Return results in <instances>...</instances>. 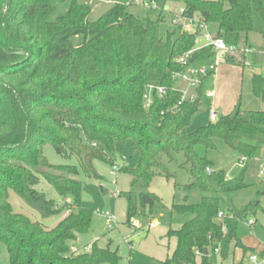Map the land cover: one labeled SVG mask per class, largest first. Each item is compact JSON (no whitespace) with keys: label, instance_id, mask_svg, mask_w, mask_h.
I'll list each match as a JSON object with an SVG mask.
<instances>
[{"label":"trees","instance_id":"1","mask_svg":"<svg viewBox=\"0 0 264 264\" xmlns=\"http://www.w3.org/2000/svg\"><path fill=\"white\" fill-rule=\"evenodd\" d=\"M67 1L68 10L50 21L54 4ZM127 1L114 0L111 8L90 21V8L78 0H0V245L9 264L120 261L109 246L80 245L79 238L91 228V212L81 205L79 171L50 165L43 155L47 145L63 158H76L86 177L100 179L93 162L113 166V159L129 143L137 164L124 170L130 190L119 195L126 202V223L140 216L149 226L166 210L147 191L154 178H172L162 159L183 157L190 181L174 186L184 194L178 201L175 197L168 210L165 238L174 240L175 247L160 264H212L209 250L216 247L221 260L232 257V264H243L255 251L238 238V222L264 214V209L257 199L236 210L232 195L248 186V163L264 158V112L234 108L230 115L188 133L201 108L207 78L193 91V101L178 106L181 93L173 75L185 71L177 60L196 47L200 31L191 34L166 24L163 10L153 12L154 19L138 18L128 13ZM180 1L187 16L202 19L215 38L239 49L249 48L252 6L264 13L262 0ZM78 36L81 42L73 44L71 39ZM213 60L211 48H204L188 65ZM244 60L226 59L234 66ZM250 83L253 96L264 102V78L253 74ZM148 86L163 88L165 94H153L146 109L143 96ZM216 139L237 157L241 171L235 180L212 170L206 152L215 149ZM40 178L69 202L60 206L46 199L35 189ZM10 192L42 219L61 211L65 217L48 230L14 213ZM258 197H264V180ZM218 213L222 221H217ZM87 246L89 252L84 251Z\"/></svg>","mask_w":264,"mask_h":264},{"label":"rangeland","instance_id":"2","mask_svg":"<svg viewBox=\"0 0 264 264\" xmlns=\"http://www.w3.org/2000/svg\"><path fill=\"white\" fill-rule=\"evenodd\" d=\"M79 3L87 5L91 10L90 21L97 20L109 8L112 7L114 0H78ZM165 4L171 10L180 9L182 3L180 0H158L157 5ZM69 1L65 3H55V13L49 17L53 21L58 14L64 13L69 8ZM164 5V6H165ZM264 9V0H262ZM128 13L138 18L149 16L154 19L157 13L146 12L139 7L130 6ZM165 15L166 24L170 23V14ZM253 32L247 37L249 51L245 61L248 66H234L223 64L219 67L216 80L210 78L207 80L201 97V108L193 117L186 131L191 133L198 128L206 126L209 123V113L213 109L218 117L230 115L234 108H240L241 111L264 112V102L252 94L250 78L253 74H258L264 78V57L257 53L264 52V13L260 15L256 8L252 6ZM211 34V32H210ZM82 40L81 36L72 38L73 44H78ZM203 39L197 41L196 47L204 44ZM237 62L239 61L236 59ZM178 90H184L182 82L176 84ZM213 91L215 97L213 100L207 97L208 92ZM239 101V102H238ZM215 149L206 152L207 159L212 163L213 171H223L227 180H235L241 171L237 164V157L223 141L216 139L214 141ZM203 155L204 151L199 149ZM43 155L47 162L53 166H74L78 169L77 180L82 183L81 205L91 212V228L85 236L79 238L80 245H91L96 242L100 248H107L117 251L120 261L119 264H160L166 258L167 251H172L174 241H168L165 238L167 232L168 210L171 207L173 199L178 201L184 195L176 192L175 185L183 186L189 183L190 175L187 167L184 165V159L181 155H174L172 161L162 159L167 172L172 178L165 179L156 177L151 182L148 192L156 195L166 210L159 215L157 225L152 226L149 231L146 230L144 220L137 216L129 224L126 223V202L123 197L114 195L124 194L130 190V177L124 172L126 169H132L137 164V157L130 156V144L127 143L121 154L113 159V166H109L101 161H94L93 166L100 179L86 177L78 166L76 158H63L55 153L49 145L43 148ZM245 183L248 186L232 195L233 204L236 210H241L249 203L259 199L260 206L264 209V197H258V193L263 189L264 177L259 176V171L264 169V158L250 163ZM118 168L115 175H112V168ZM35 189L42 193L46 199L56 202L62 206L63 201L54 188L40 178L39 184ZM9 203L16 214L26 216L33 222H38L44 228L51 230L65 217V212L61 211L47 219H42L40 215L27 206L15 193H9ZM105 211L114 215L115 225L112 230H108L104 218L100 215ZM254 220L255 225L249 227L248 221ZM155 220L151 223L153 224ZM137 223L139 228H134ZM143 227V228H142ZM237 236L241 242L260 250L264 243V214L258 212L255 216H249L243 221L238 222ZM168 247V248H167ZM164 258V259H163ZM232 258L221 260L214 256L212 264H231ZM0 264H9L6 249L0 245Z\"/></svg>","mask_w":264,"mask_h":264},{"label":"built area","instance_id":"3","mask_svg":"<svg viewBox=\"0 0 264 264\" xmlns=\"http://www.w3.org/2000/svg\"><path fill=\"white\" fill-rule=\"evenodd\" d=\"M158 0H128L126 2V6H136L141 8L144 11L147 12H157V11H165L168 14H170V23L174 27H180V29L183 32H188L191 34L196 33V31H200V34L198 35L195 45H197V41L199 39L204 40V44L200 47H195L193 50L187 52L182 57H180L177 61L180 65L186 67L185 71L182 73L174 74L173 79L178 83L179 81L182 82L185 86L184 90H178L181 93V99L178 103V106L181 105L184 101H193L194 100V94L193 91L201 84L202 80L209 77H215L218 75L219 67L223 64H228L226 59L228 57H244L246 58V55L249 51V48L242 47V48H236L233 46L227 45L222 39L215 38L212 34H210L207 26L205 25L204 21L196 16L189 17L185 14V10L183 7L180 9L174 8L170 9L169 7H165L164 5L158 6L157 5ZM204 48H211L212 52L214 53V60L210 63H199L198 65H195L196 63H191L188 65V60L192 57V55L196 52H198L201 49ZM258 56L264 57V52L257 53ZM244 66H248L246 61L244 60ZM153 94H156L158 96H163L165 94V90L163 88H155L153 86H148L145 89V93L143 96L144 101V107L148 109L151 105V97ZM209 98L214 97V93L210 92L208 93ZM217 113L211 109L209 113V122L215 123L218 120ZM118 168L115 166L112 168V175H115ZM206 173L210 174L211 169L207 168ZM259 176L264 177V169L262 168L259 171ZM119 196L117 193L114 195V197ZM102 218L105 220V224L108 230H112L115 225V218L114 215H112L110 212L105 211L103 213H100ZM217 221L223 220L222 213H218L217 215ZM255 224L254 220L248 221V226L251 227ZM153 225H150L152 227ZM134 228H139V225L137 223L133 224ZM227 229L223 225L222 226V233L226 234ZM71 251H76V248H72ZM85 252L90 251V247L87 246L84 249ZM208 257L213 258L214 256H219L220 248L216 247L215 249L209 250ZM196 256L200 257V253L196 251ZM243 264H264V243L261 245L260 250L254 251V253L247 255L245 262Z\"/></svg>","mask_w":264,"mask_h":264},{"label":"crops","instance_id":"4","mask_svg":"<svg viewBox=\"0 0 264 264\" xmlns=\"http://www.w3.org/2000/svg\"><path fill=\"white\" fill-rule=\"evenodd\" d=\"M162 5H165L164 3L162 4ZM165 7H166V5H165ZM167 8V7H166ZM199 63H196L195 65H198ZM217 76V75H216ZM209 77V78H207L206 79V81L204 82V85H203V89H204V86H205V84H206V82H207V80L208 79H210V78H213L214 80H216V78L217 77ZM177 84V83H176ZM202 92H203V90H202ZM210 92H213V91H210ZM210 92H208V93H210ZM214 93V92H213ZM207 97H208V94H207ZM214 97H215V93H214ZM214 97L213 98H210L211 100H213L214 99ZM209 98V97H208ZM214 107H213V105H212V107H211V109H213ZM214 110V109H213ZM215 111V110H214ZM216 112V111H215ZM217 113V112H216ZM209 120V119H208ZM158 223H157V220H155V222L153 223V224H150V225H153V227L154 226H156ZM145 225V224H144ZM255 225V224H254ZM253 225V226H254ZM143 228V227H142ZM145 228H146V230L147 231H149L150 230V226L149 225H145ZM167 240V239H166ZM168 241V243L170 242V240H167ZM174 241V240H173ZM246 246V245H245ZM174 247H175V242H174ZM246 247H249V248H251L250 246H246ZM168 248V247H167ZM252 249H254V248H252ZM173 250H174V248H173ZM173 250L172 251H167V254H166V258L167 257H169L171 254H172V252H173ZM256 251V250H255ZM219 257V256H218ZM247 257V256H246ZM246 257L244 258V261L243 262H245V260H246ZM165 258V259H166ZM220 258V257H219ZM232 258V257H231ZM164 259V258H163ZM163 262V261H162ZM162 262H160V263H162ZM233 263V258H232V262H231V264Z\"/></svg>","mask_w":264,"mask_h":264}]
</instances>
